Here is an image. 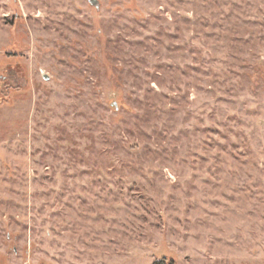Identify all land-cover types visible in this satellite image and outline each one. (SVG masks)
<instances>
[{
  "label": "rangeland",
  "instance_id": "obj_1",
  "mask_svg": "<svg viewBox=\"0 0 264 264\" xmlns=\"http://www.w3.org/2000/svg\"><path fill=\"white\" fill-rule=\"evenodd\" d=\"M96 2L0 0V264H264V0Z\"/></svg>",
  "mask_w": 264,
  "mask_h": 264
},
{
  "label": "water",
  "instance_id": "obj_2",
  "mask_svg": "<svg viewBox=\"0 0 264 264\" xmlns=\"http://www.w3.org/2000/svg\"><path fill=\"white\" fill-rule=\"evenodd\" d=\"M89 1H90L91 4H94L97 9L99 8V5L96 2V0H89Z\"/></svg>",
  "mask_w": 264,
  "mask_h": 264
},
{
  "label": "trees",
  "instance_id": "obj_3",
  "mask_svg": "<svg viewBox=\"0 0 264 264\" xmlns=\"http://www.w3.org/2000/svg\"><path fill=\"white\" fill-rule=\"evenodd\" d=\"M164 262V261H163ZM154 264H158V262H155ZM162 264H165V263H162ZM169 264H172V262L170 261Z\"/></svg>",
  "mask_w": 264,
  "mask_h": 264
},
{
  "label": "flooded vegetation",
  "instance_id": "obj_4",
  "mask_svg": "<svg viewBox=\"0 0 264 264\" xmlns=\"http://www.w3.org/2000/svg\"><path fill=\"white\" fill-rule=\"evenodd\" d=\"M94 5V4H93Z\"/></svg>",
  "mask_w": 264,
  "mask_h": 264
}]
</instances>
